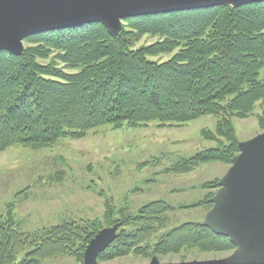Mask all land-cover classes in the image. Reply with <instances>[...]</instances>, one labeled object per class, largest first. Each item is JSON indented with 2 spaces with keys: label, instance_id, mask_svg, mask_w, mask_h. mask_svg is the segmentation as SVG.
I'll return each instance as SVG.
<instances>
[{
  "label": "trees",
  "instance_id": "trees-1",
  "mask_svg": "<svg viewBox=\"0 0 264 264\" xmlns=\"http://www.w3.org/2000/svg\"><path fill=\"white\" fill-rule=\"evenodd\" d=\"M125 21L116 36L96 23L26 38L32 45L19 56L0 52V151L14 145L47 147L103 124H185L226 114L244 118L256 103L264 106V2ZM145 35L157 40L135 48ZM160 55L171 56L152 59ZM227 116L216 126L224 141L179 163L174 172H190L201 163H231L239 143ZM207 200L210 206V195ZM128 211L121 209L113 220L119 225L116 239L98 262L129 250L139 257L235 250L227 237L200 222L175 226L152 245L166 218L158 215L155 204L139 215ZM13 214L10 205L0 213V264H39L47 246L55 250L59 241H70L73 224L25 232Z\"/></svg>",
  "mask_w": 264,
  "mask_h": 264
},
{
  "label": "rangeland",
  "instance_id": "rangeland-1",
  "mask_svg": "<svg viewBox=\"0 0 264 264\" xmlns=\"http://www.w3.org/2000/svg\"><path fill=\"white\" fill-rule=\"evenodd\" d=\"M156 40L145 35L135 48ZM30 45L23 41V48ZM170 56L152 59L166 60ZM49 59L40 62L47 63ZM226 116H202L185 124L109 123L82 135H65L43 148L11 146L0 151V213L6 212V206H13V216L25 232L64 222L73 224L70 241H59L55 250L43 248L39 264H83L87 234L92 238L100 230L118 225L113 220L121 209L139 215L146 205H156L167 225L154 235L152 245L175 226L186 222L204 224L212 208L211 199L219 189L218 182L231 163H201L185 173H176L172 168L224 141L216 135V126ZM227 117L238 143L264 131V120L260 121L264 119V106L259 102L244 118L232 114ZM228 254L191 250L139 257V252L129 250L97 262L146 264L156 258L161 263H177L220 259ZM182 256L186 259L180 261Z\"/></svg>",
  "mask_w": 264,
  "mask_h": 264
},
{
  "label": "water",
  "instance_id": "water-1",
  "mask_svg": "<svg viewBox=\"0 0 264 264\" xmlns=\"http://www.w3.org/2000/svg\"><path fill=\"white\" fill-rule=\"evenodd\" d=\"M264 0H0V52H23V41L46 32L100 23L110 36L121 21L147 15L238 8ZM239 153L218 182L204 225L227 237L235 250L226 257L146 264H264V131L238 144ZM118 225L100 230L86 246L83 264H98V255L116 239Z\"/></svg>",
  "mask_w": 264,
  "mask_h": 264
}]
</instances>
